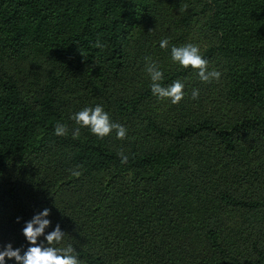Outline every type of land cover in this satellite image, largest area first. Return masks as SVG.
Masks as SVG:
<instances>
[{
  "label": "trees",
  "instance_id": "trees-1",
  "mask_svg": "<svg viewBox=\"0 0 264 264\" xmlns=\"http://www.w3.org/2000/svg\"><path fill=\"white\" fill-rule=\"evenodd\" d=\"M85 12L68 34L51 0H0V244L26 248L24 223L49 208L46 232L59 223L81 264H264V0H91ZM187 43L218 81L172 63ZM152 61L162 86L185 84L178 105L152 95ZM96 105L127 139L73 138L70 117Z\"/></svg>",
  "mask_w": 264,
  "mask_h": 264
},
{
  "label": "clouds",
  "instance_id": "clouds-1",
  "mask_svg": "<svg viewBox=\"0 0 264 264\" xmlns=\"http://www.w3.org/2000/svg\"><path fill=\"white\" fill-rule=\"evenodd\" d=\"M187 6L180 11H186ZM169 40L163 38L159 46L167 50ZM97 47H103L97 42ZM171 61L181 69L196 71L199 79L205 83H211L213 80L218 81L221 73L215 69L209 71V62L202 54L199 45L187 43L179 47L173 45L170 52ZM151 61L150 57L145 58ZM146 71L151 78L150 89L153 96L158 100H169L171 104L178 105L185 97V84L180 80L173 81L168 86H162L164 73L159 69L156 62L152 61L147 64ZM193 100L199 98V90L193 89L191 93ZM72 119L78 126L72 132L73 138L80 135V128H87L91 134L99 139H104L115 132L116 139H127L128 129L119 122H113L110 114L105 111L102 105L95 107L86 106L80 111L74 113ZM68 133L67 125L57 122L55 126V135L66 136ZM121 163L126 164L129 160L123 150L118 153ZM70 174L79 177L81 173L78 170H70ZM51 214L49 208H44L37 212L32 218L24 223L22 235L27 242V247H14L11 242L0 244V264H81L73 245L61 246L65 233L60 224L57 223L53 230L46 232L52 225L48 219ZM19 220V218H18ZM43 237V239H41Z\"/></svg>",
  "mask_w": 264,
  "mask_h": 264
},
{
  "label": "rangeland",
  "instance_id": "rangeland-1",
  "mask_svg": "<svg viewBox=\"0 0 264 264\" xmlns=\"http://www.w3.org/2000/svg\"><path fill=\"white\" fill-rule=\"evenodd\" d=\"M52 2L56 3L60 6L61 10V21L64 26V29L67 33H71L73 30H78L81 25L82 21L81 18L86 14V10H89L91 0H51ZM76 6V13L74 15L68 12V8H74ZM72 17H71V16ZM81 17V18H80Z\"/></svg>",
  "mask_w": 264,
  "mask_h": 264
}]
</instances>
